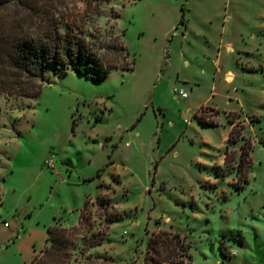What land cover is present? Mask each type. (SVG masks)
<instances>
[{"label": "rangeland", "instance_id": "rangeland-1", "mask_svg": "<svg viewBox=\"0 0 264 264\" xmlns=\"http://www.w3.org/2000/svg\"><path fill=\"white\" fill-rule=\"evenodd\" d=\"M67 6L133 68L0 93V264H29L59 215L65 264H153L158 230L190 244L182 264H264V0Z\"/></svg>", "mask_w": 264, "mask_h": 264}, {"label": "trees", "instance_id": "trees-1", "mask_svg": "<svg viewBox=\"0 0 264 264\" xmlns=\"http://www.w3.org/2000/svg\"><path fill=\"white\" fill-rule=\"evenodd\" d=\"M78 1L0 0V93L37 96L42 87L40 80L49 67L74 69L95 81L103 80L112 69L133 68L128 51L115 36L108 42L101 41L85 27L91 15L85 18L84 12L71 13L68 2ZM108 1L85 0V4L94 2L99 6ZM71 15L66 29L60 30L59 23ZM236 139L231 129L227 140ZM245 162H249L248 151L242 149L239 164ZM67 232L58 219L49 225L46 246L29 264H65L70 256ZM189 247L178 232L158 230L148 241L147 259L153 264H182V257L190 258Z\"/></svg>", "mask_w": 264, "mask_h": 264}, {"label": "built area", "instance_id": "built-area-1", "mask_svg": "<svg viewBox=\"0 0 264 264\" xmlns=\"http://www.w3.org/2000/svg\"><path fill=\"white\" fill-rule=\"evenodd\" d=\"M173 92L175 93V95H177L180 98L186 97V92L183 89L174 88ZM45 166L50 167L51 169L53 168V161L51 158L45 159ZM3 225H7V223L3 222ZM231 254L234 255V254H236V252L231 251Z\"/></svg>", "mask_w": 264, "mask_h": 264}, {"label": "crops", "instance_id": "crops-1", "mask_svg": "<svg viewBox=\"0 0 264 264\" xmlns=\"http://www.w3.org/2000/svg\"><path fill=\"white\" fill-rule=\"evenodd\" d=\"M229 71V70H228ZM230 72V71H229ZM59 220V222L61 223V224H65V225H67L66 223H65V219L63 218V216L62 215H59V216H54L53 217V221H52V223L50 224V225H52L54 222H55V220ZM3 226H6V227H8V225H3ZM67 226H69V225H67ZM46 234H47V231H46Z\"/></svg>", "mask_w": 264, "mask_h": 264}]
</instances>
